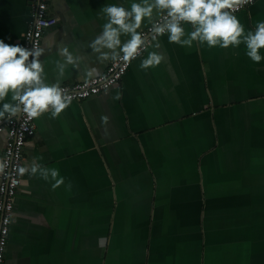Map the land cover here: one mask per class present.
<instances>
[{"label": "crops", "instance_id": "0c3cea01", "mask_svg": "<svg viewBox=\"0 0 264 264\" xmlns=\"http://www.w3.org/2000/svg\"><path fill=\"white\" fill-rule=\"evenodd\" d=\"M131 2L49 0L48 82L60 47L83 57L60 85L104 72L111 59L89 47L106 23L101 8ZM235 15L252 29L264 0ZM29 21V0H0V40L22 45ZM159 41V66L140 69L138 57L106 92L34 119L21 166L36 159L64 184L19 173L3 264H264V60L253 63L244 44Z\"/></svg>", "mask_w": 264, "mask_h": 264}, {"label": "clouds", "instance_id": "9594fccd", "mask_svg": "<svg viewBox=\"0 0 264 264\" xmlns=\"http://www.w3.org/2000/svg\"><path fill=\"white\" fill-rule=\"evenodd\" d=\"M253 0H132L130 7L118 4H107L101 8L106 19L101 33L91 42L89 47L99 54L102 61L122 60L131 63L138 57L140 69L159 66L164 60L159 38L167 36L170 44L181 47L206 45L209 49L239 47L244 44L246 56L256 64L264 60L260 50L264 49V20L258 21L252 29L245 30L240 19L234 14ZM147 23V32L138 31ZM184 25H190L186 31ZM127 37L122 41L121 37ZM108 50V51H105ZM152 49V50H149ZM62 60H57L56 73L58 79L54 83L47 80L45 68L40 60L44 49L39 45L32 48L20 44H8L0 40V119L24 113L28 119H36L46 112L53 118L69 107L73 96L68 89L60 86L68 65L78 66L83 57L76 56L68 47L58 49ZM143 53H147L146 56ZM86 76L92 77L96 69H86ZM11 93L10 102L6 98ZM113 99H120L117 92ZM104 122L107 117L102 118ZM8 164L0 160V174H4ZM21 175H39L45 181H51L53 190L64 184L56 168L42 166L33 159L25 167L18 165ZM71 183L66 188L71 190ZM6 216L4 225L15 223L14 214ZM8 229H3L7 237ZM0 240V245L3 244ZM0 251H3L0 248Z\"/></svg>", "mask_w": 264, "mask_h": 264}, {"label": "built area", "instance_id": "2783aa9c", "mask_svg": "<svg viewBox=\"0 0 264 264\" xmlns=\"http://www.w3.org/2000/svg\"><path fill=\"white\" fill-rule=\"evenodd\" d=\"M251 4L244 5L239 11ZM29 10L30 21L22 36V46L30 49L34 45L41 47L44 31L54 26L57 18L50 12L49 0H29ZM147 28L148 25L140 31L147 32ZM129 65L130 63H125L122 60L115 62L111 60L104 72L95 74L88 79L61 84L60 86L68 89L74 97L73 101H81L90 96L104 93L117 84L126 73ZM34 130V119H28L22 112L7 117L0 123V132L4 131L6 134L1 160L6 161L8 164L4 174H0V240L4 241L0 245V248L3 249V251H0V264H3L10 225H4L3 220L10 214L9 208L11 214H13L14 199L21 182L17 166L21 165L23 160V148L26 139L33 135ZM5 227L8 229L7 237L3 235Z\"/></svg>", "mask_w": 264, "mask_h": 264}, {"label": "water", "instance_id": "95a60500", "mask_svg": "<svg viewBox=\"0 0 264 264\" xmlns=\"http://www.w3.org/2000/svg\"><path fill=\"white\" fill-rule=\"evenodd\" d=\"M19 114V113H18ZM18 114H16V115H18Z\"/></svg>", "mask_w": 264, "mask_h": 264}]
</instances>
